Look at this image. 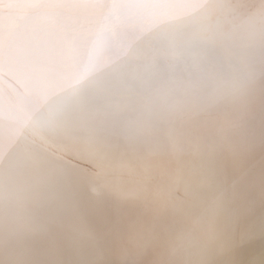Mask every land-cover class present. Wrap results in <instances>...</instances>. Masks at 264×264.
<instances>
[{"label":"bare ground","instance_id":"6f19581e","mask_svg":"<svg viewBox=\"0 0 264 264\" xmlns=\"http://www.w3.org/2000/svg\"><path fill=\"white\" fill-rule=\"evenodd\" d=\"M0 264H264V0H0Z\"/></svg>","mask_w":264,"mask_h":264}]
</instances>
